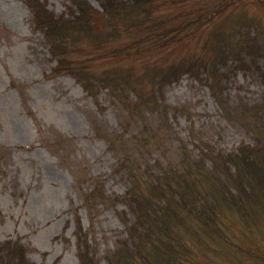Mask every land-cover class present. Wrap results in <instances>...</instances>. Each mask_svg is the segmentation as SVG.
<instances>
[{"label":"rangeland","instance_id":"374dc122","mask_svg":"<svg viewBox=\"0 0 264 264\" xmlns=\"http://www.w3.org/2000/svg\"><path fill=\"white\" fill-rule=\"evenodd\" d=\"M42 1L57 16L69 13V0ZM221 1L229 9L213 21L217 26L244 13L264 29V0ZM213 23L199 29L201 37L214 32ZM245 32L254 48L219 66V100L205 74L162 86L145 71L169 58L208 54L203 39L190 35L159 56L142 46L136 60L122 59L118 73L131 75L111 82L127 87L123 104L121 92L98 88L93 95L71 75L54 76L57 62L31 10L23 0H0V261L82 264L89 246L92 264H110L115 251L136 240L127 238L135 218L128 201L138 193L131 177L155 181L187 156L194 175L214 177L226 195L219 193L212 227L188 216L185 226L176 224L189 253L174 264H264V32L247 26L234 35ZM138 92L151 93L152 104L146 107ZM250 150L262 160H254L247 178L235 161L219 160V153ZM92 191L98 196L89 202ZM174 205L181 209L178 196Z\"/></svg>","mask_w":264,"mask_h":264},{"label":"trees","instance_id":"16d2710c","mask_svg":"<svg viewBox=\"0 0 264 264\" xmlns=\"http://www.w3.org/2000/svg\"><path fill=\"white\" fill-rule=\"evenodd\" d=\"M23 1L31 10L34 26L43 34L51 57L57 62L52 74L56 77H75L84 89L93 91V95H97L98 88H108L113 95L121 92L122 96L118 98L123 104L128 103L130 99V93L126 92L127 87L113 85L111 81H115L119 74L124 77L131 75L130 71L126 72V75L125 72L118 73L120 62L123 58L136 60L142 46L150 47L148 49L158 55V51L167 52L190 35L203 39L208 54L202 57L190 55L178 60L169 58L168 62L164 61L161 65L157 63V67L151 65L153 72L147 69L145 71L150 74L151 82L154 74L160 85L177 81L183 74L196 77L205 74V83L219 100V81L222 80L219 66L233 59H243L248 53L247 49L254 48V45L250 44L252 39L247 35L249 32L237 39L234 30L238 35L239 30L241 32L247 26H253L256 32H264L260 27V20L249 18L244 13L239 14L236 21L232 19L226 20L225 23L219 22V26L214 24L218 15L220 17L229 9H223V6L228 4L221 0H209L207 3L195 0H96L98 8L89 0H69V13L58 16L49 10L46 2L42 0ZM191 1L192 5L189 4ZM171 7L175 9L174 12H168ZM211 22L214 32L201 37L200 33L203 31L199 29ZM101 43H105L104 46ZM170 56L172 58L173 55ZM115 73L117 74L113 77ZM150 95L151 93L140 92L135 94L146 107L152 104ZM253 151L230 156L219 153V160L233 164L235 161L238 175L241 171L248 170L243 175L247 178L253 174L249 170L254 160H262L260 154L255 155ZM187 159L185 156L174 168L164 170L166 172H162L155 181H144L140 177L136 178V174L131 177L134 185L132 190L136 189L138 193L131 195L128 201L135 218L129 223L127 238L136 240L131 245H125L115 251L109 258L110 264H174L183 253V258L189 253L182 245L185 244L184 239L176 234V224L185 226V218L188 216V219L195 221L193 217H197L199 223L211 226L216 214L215 203L226 194H221L219 185L217 188L213 185L214 177L206 176L208 178L204 180L194 175L191 170L193 166ZM225 170L228 171L226 167ZM246 185L251 186L249 180ZM195 194L198 196L195 197ZM97 196L98 191L97 195L92 191L86 200L92 202ZM174 196H178L181 209L174 208ZM244 196L249 195L244 193ZM163 200L164 203L161 202ZM227 202L229 201L222 199L220 205L229 204L232 208L233 203ZM182 209L187 212H182ZM203 215L206 216L204 219ZM215 229L218 231L217 227ZM212 230L214 231L213 228ZM174 236H178L179 244ZM91 250L89 246L82 250V264L94 263L93 256L88 253ZM7 258L13 262L7 259L8 261L1 260L0 264H28L19 258Z\"/></svg>","mask_w":264,"mask_h":264}]
</instances>
